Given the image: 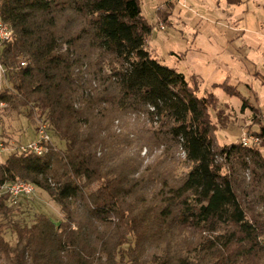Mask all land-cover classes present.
<instances>
[{
	"label": "trees",
	"instance_id": "1",
	"mask_svg": "<svg viewBox=\"0 0 264 264\" xmlns=\"http://www.w3.org/2000/svg\"><path fill=\"white\" fill-rule=\"evenodd\" d=\"M0 19V104L51 135L0 162V264H264V126L218 143L217 96L148 49L141 0H0ZM18 180L62 218L30 222L2 191Z\"/></svg>",
	"mask_w": 264,
	"mask_h": 264
},
{
	"label": "rangeland",
	"instance_id": "2",
	"mask_svg": "<svg viewBox=\"0 0 264 264\" xmlns=\"http://www.w3.org/2000/svg\"><path fill=\"white\" fill-rule=\"evenodd\" d=\"M168 2L141 0L143 14L153 25L148 49L188 79L196 76L199 94L209 91L217 96L218 103L211 108V114L214 119L216 113L222 114V128L216 131L220 145L242 142L248 136L259 137L253 132L264 126V0H181L172 8ZM226 80L237 87L240 95H231L215 85ZM9 86L0 63V92ZM42 121L37 115L29 118L1 103L0 162L36 140V127ZM52 142L57 147L64 145L58 138ZM258 143L260 139L251 141L260 146ZM17 200L22 201L20 212L30 222L38 213L55 221L62 218L60 206L38 187L31 196H19Z\"/></svg>",
	"mask_w": 264,
	"mask_h": 264
},
{
	"label": "built area",
	"instance_id": "3",
	"mask_svg": "<svg viewBox=\"0 0 264 264\" xmlns=\"http://www.w3.org/2000/svg\"><path fill=\"white\" fill-rule=\"evenodd\" d=\"M172 3H180L181 0H166ZM185 5V4H183ZM13 31L10 28L9 25H0V45L3 42L9 41L12 38ZM38 133L39 137L30 142L29 144L25 145L22 147V150L24 152L31 151L34 152L35 154L42 155L47 149L48 143L51 141V135L49 134L48 130V124L47 122L40 123L38 126ZM259 137H244L242 141H246V143H251L255 142L256 140L259 141ZM1 145V144H0ZM36 190V187L28 186V185H23L18 181L14 182H8L2 186V191L4 193H9L11 198L17 199L19 196H31Z\"/></svg>",
	"mask_w": 264,
	"mask_h": 264
},
{
	"label": "bare ground",
	"instance_id": "4",
	"mask_svg": "<svg viewBox=\"0 0 264 264\" xmlns=\"http://www.w3.org/2000/svg\"><path fill=\"white\" fill-rule=\"evenodd\" d=\"M0 25H8V24H6V23H4L1 19H0ZM23 64H25V63H23ZM243 142V144L244 145H250V143H246V141H242ZM21 184H23V185H28V186H32V187H34V185L33 184H31V183H28V182H25V181H19Z\"/></svg>",
	"mask_w": 264,
	"mask_h": 264
}]
</instances>
